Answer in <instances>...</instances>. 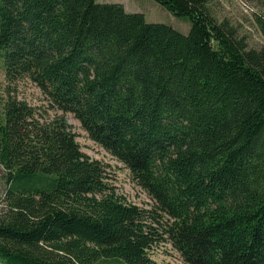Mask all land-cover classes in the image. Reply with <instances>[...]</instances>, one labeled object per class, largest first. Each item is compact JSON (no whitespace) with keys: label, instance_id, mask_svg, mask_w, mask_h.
Masks as SVG:
<instances>
[{"label":"trees","instance_id":"16d2710c","mask_svg":"<svg viewBox=\"0 0 264 264\" xmlns=\"http://www.w3.org/2000/svg\"><path fill=\"white\" fill-rule=\"evenodd\" d=\"M185 33L118 1L0 0V66L128 168L153 200L110 190L62 116L0 107V264H264V13L247 46L209 0H155ZM165 217V218H164Z\"/></svg>","mask_w":264,"mask_h":264},{"label":"rangeland","instance_id":"374dc122","mask_svg":"<svg viewBox=\"0 0 264 264\" xmlns=\"http://www.w3.org/2000/svg\"><path fill=\"white\" fill-rule=\"evenodd\" d=\"M97 1H118L127 11L141 12L147 21L167 23L183 33L189 27L188 20L173 15L155 0ZM207 6L217 19L225 18L234 25L238 34L245 38L248 47L258 48L261 45L262 36L255 24L254 14L264 13V0H209ZM7 98L24 101L31 107L34 119L50 122L56 116H62L68 126V130L73 134L74 141L78 144L80 151L88 158L98 160L102 165L103 180L107 183L110 190L116 195L121 196L125 202L133 203L146 210L153 208V200L136 184L128 168L92 141L80 126L79 121L71 113H62L56 109L48 97L28 78L21 77L7 81L0 66V107ZM1 174L0 169V180ZM1 189L2 185H0V191ZM1 197L0 193V211L2 209ZM148 256L156 264H187L166 240L153 243L148 249ZM92 264L125 263L121 259L108 258L96 260Z\"/></svg>","mask_w":264,"mask_h":264}]
</instances>
